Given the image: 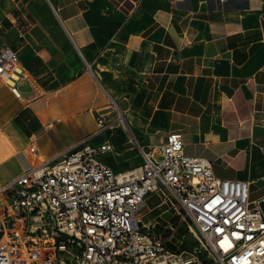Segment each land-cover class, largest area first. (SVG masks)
<instances>
[{"label": "crops", "instance_id": "obj_1", "mask_svg": "<svg viewBox=\"0 0 264 264\" xmlns=\"http://www.w3.org/2000/svg\"><path fill=\"white\" fill-rule=\"evenodd\" d=\"M3 43L19 67L0 77V183L85 136L135 167L136 142L179 131L264 199V0H0ZM99 116L113 123L95 133Z\"/></svg>", "mask_w": 264, "mask_h": 264}, {"label": "built area", "instance_id": "obj_2", "mask_svg": "<svg viewBox=\"0 0 264 264\" xmlns=\"http://www.w3.org/2000/svg\"><path fill=\"white\" fill-rule=\"evenodd\" d=\"M18 67L16 51L1 44L0 77L9 81ZM113 121L124 125L123 113ZM111 123L96 117L95 133ZM136 144L142 162L128 169L102 162L110 143L85 136L1 182L0 264H264V214L250 181L216 176L206 158L184 152L179 131ZM162 189L196 226L200 246L170 248L147 219V194Z\"/></svg>", "mask_w": 264, "mask_h": 264}, {"label": "rangeland", "instance_id": "obj_3", "mask_svg": "<svg viewBox=\"0 0 264 264\" xmlns=\"http://www.w3.org/2000/svg\"><path fill=\"white\" fill-rule=\"evenodd\" d=\"M167 191L162 189L147 194V203L152 208L147 219L155 223L170 248L190 249L200 246L202 239L196 226L183 214L178 204L172 201L173 198Z\"/></svg>", "mask_w": 264, "mask_h": 264}, {"label": "water", "instance_id": "obj_4", "mask_svg": "<svg viewBox=\"0 0 264 264\" xmlns=\"http://www.w3.org/2000/svg\"><path fill=\"white\" fill-rule=\"evenodd\" d=\"M259 205L261 206L262 211L264 213V199L259 202Z\"/></svg>", "mask_w": 264, "mask_h": 264}]
</instances>
